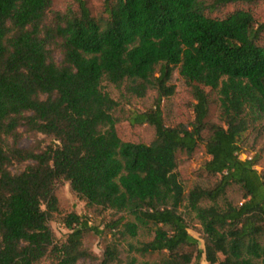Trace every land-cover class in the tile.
<instances>
[{
  "label": "trees",
  "instance_id": "1",
  "mask_svg": "<svg viewBox=\"0 0 264 264\" xmlns=\"http://www.w3.org/2000/svg\"><path fill=\"white\" fill-rule=\"evenodd\" d=\"M57 1L0 0V264H264V171L239 143L264 135V22L250 9L259 0H105L98 15L86 0ZM175 71L195 100L189 125L164 120ZM151 90L152 108H127ZM123 121L152 125L153 140H123ZM37 134L52 142L21 145ZM201 146L215 181L187 191L177 153ZM63 181L88 210L112 212L107 231L136 239L125 258L116 241L100 258L85 247L88 231L107 232L86 215H65L70 231L57 237ZM234 184L239 204L227 195Z\"/></svg>",
  "mask_w": 264,
  "mask_h": 264
},
{
  "label": "rangeland",
  "instance_id": "2",
  "mask_svg": "<svg viewBox=\"0 0 264 264\" xmlns=\"http://www.w3.org/2000/svg\"><path fill=\"white\" fill-rule=\"evenodd\" d=\"M89 8L93 14L98 15L104 10L105 0H86ZM57 7L60 9H66L72 0H58ZM257 21L264 22V0H259L256 4L250 6ZM57 60L60 59V53H56ZM171 82L175 84V93L168 98L163 99L161 107L163 110L164 120L167 125H176L183 123L189 125L194 120L195 115L192 108V103L195 100L190 93L189 88L184 83L177 71L173 73ZM105 88L110 91L114 97H118L117 89L105 82ZM156 91L151 90L143 98L133 99L131 104L127 108L135 109L138 111H145L152 108L155 104ZM210 119L218 123H222L219 117L218 106L213 105L210 109ZM118 133L123 140L126 141H141L150 143L155 136V128L149 124L134 125L129 122L123 121L118 124ZM42 140V145L52 142L51 138L46 137L43 134L26 135L21 140V145L27 147L31 145L35 140ZM240 145L242 147L241 159L251 158L253 156L258 157V164L256 168L259 171H264V135L256 138L249 131L245 132L240 139ZM210 156L206 153L203 146L199 147L192 155L187 154L185 151L177 153V171L180 180L184 184L188 191L195 183H200L204 186L213 184L215 178L207 176L203 173L202 167L209 160ZM26 164L16 166L12 168L14 171H19L25 167ZM59 200V210L54 213L51 225L59 239H64L69 233V229L63 223V217L71 212H76L81 215H86L89 218L91 226L98 227L99 230L105 229L107 222L113 217L111 211L104 212H92L88 210L85 203L80 200L72 191L70 183L63 181L57 185L56 191ZM228 198L235 204L243 201V191L240 186L234 184L231 185L227 192ZM189 224V231L195 237L199 239L200 247H204V239L201 233V226L195 218V214L187 210L185 206L180 209ZM138 239H145L141 234ZM109 241H116L120 246L122 257H126L128 253L129 242H136V239L129 235L122 236L118 231H111L99 233L96 230H90L85 234L84 245L94 255L100 258L104 251V246ZM77 264H100L98 259L82 258ZM200 264H212L206 260L205 256L202 257Z\"/></svg>",
  "mask_w": 264,
  "mask_h": 264
}]
</instances>
